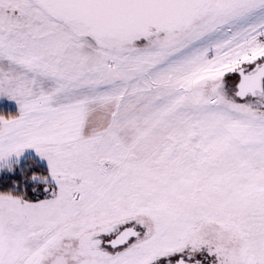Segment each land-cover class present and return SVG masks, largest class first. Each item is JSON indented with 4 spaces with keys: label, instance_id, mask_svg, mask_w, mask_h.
Returning a JSON list of instances; mask_svg holds the SVG:
<instances>
[{
    "label": "snow or ice",
    "instance_id": "6c2138e0",
    "mask_svg": "<svg viewBox=\"0 0 264 264\" xmlns=\"http://www.w3.org/2000/svg\"><path fill=\"white\" fill-rule=\"evenodd\" d=\"M0 264H264V0H0Z\"/></svg>",
    "mask_w": 264,
    "mask_h": 264
}]
</instances>
